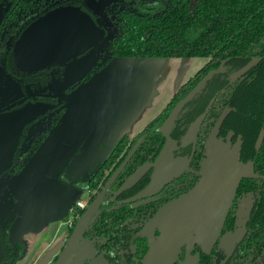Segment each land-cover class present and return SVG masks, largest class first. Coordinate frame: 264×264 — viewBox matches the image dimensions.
I'll return each mask as SVG.
<instances>
[{"label": "flooded vegetation", "instance_id": "flooded-vegetation-1", "mask_svg": "<svg viewBox=\"0 0 264 264\" xmlns=\"http://www.w3.org/2000/svg\"><path fill=\"white\" fill-rule=\"evenodd\" d=\"M99 1L101 11L95 7ZM142 1L161 7L169 0H0V12H4L0 21V68L12 74V79L21 87L19 95H12L14 97L4 103L0 98V111L19 108L27 102L48 106L44 114L26 127L18 149L36 152L47 136L41 132L60 123L68 96L110 61L123 57L111 56V43L123 32L124 14L131 11L138 17L146 14ZM190 4L192 10L196 0ZM64 6L80 7L105 29V38L113 28L107 42L108 56H88L95 48L92 47L65 65L31 72L20 69L14 47L22 32L34 21ZM229 50L234 51L154 57L187 59L192 65L191 72L136 132H126L116 141H99L94 152L90 151L87 139L78 144L68 164L62 166L54 178L81 193L86 204L76 210L71 225L66 220L81 199L71 201L61 213L62 244L50 264L57 263L81 216L95 202L97 208L83 230L81 250H85L87 256L82 264H264V54L249 50L248 56H240ZM202 81V90L182 103L183 97ZM166 117L170 118L165 123ZM38 122L40 129L29 136V127ZM194 125L195 133L190 135ZM214 138L236 147L239 153L241 149L239 162L248 166L223 226L212 240L210 250L201 241L190 240L181 245L172 259L168 257L165 261L164 255L157 254L152 263L149 262L154 254L152 245L162 236L157 225L158 214L194 188L202 177ZM169 143L172 168L161 177V158ZM18 149L14 161L20 153ZM13 164L6 172L10 176L21 170H14ZM245 197L251 198L249 212L241 224L240 237L229 249L240 226L239 208ZM12 198L10 195L8 199ZM17 216L18 213L14 219L4 218L9 225L0 227V235L5 237V246L8 244L7 250L11 252L8 261L16 254L22 255L25 249L22 242L9 238ZM56 228L54 223H48L44 236L53 238ZM7 234L14 245L7 240ZM5 256L4 251L3 260ZM15 260L18 262L19 256Z\"/></svg>", "mask_w": 264, "mask_h": 264}, {"label": "water", "instance_id": "water-1", "mask_svg": "<svg viewBox=\"0 0 264 264\" xmlns=\"http://www.w3.org/2000/svg\"><path fill=\"white\" fill-rule=\"evenodd\" d=\"M3 14L4 12L1 11L0 21ZM103 40H105V29L98 25L87 13H85L80 7L64 6L39 18L31 25H28L15 43V61L20 69L30 72L54 65H65L68 60L77 58L79 54L84 53L92 47H97ZM120 58L127 60H139L143 58L145 61L162 59L154 57ZM113 60L81 86L90 83L91 80L109 68ZM151 70L152 68L145 69L143 75L144 83L150 75ZM8 76L12 78L10 75ZM141 92L139 98L144 99L146 91L142 90ZM75 99L76 91L68 96L66 111L60 123L51 130L49 136L41 144L39 149L29 158L20 172L28 169L34 170L36 167L41 168V166H44L43 164L47 161L51 150L54 149L59 136L63 134V131L67 129L69 125H71V121L76 118V113L82 109L76 104ZM47 110L48 106L44 103L27 102L19 108L0 111V223H3L4 218L14 219L15 214H19V216L15 218L10 230L11 240L13 231L15 230V224L17 225L23 218H21L20 214H23L24 206L21 196L15 194V191L13 190L12 176L8 175L6 172L13 164L15 152L20 145L24 130L31 124V122L44 114ZM89 112L90 115L88 117L99 118L90 131L89 139L92 141L94 136L97 137L98 135L104 134L108 123L105 122L104 116L101 114H91V111ZM29 128L31 130V127ZM125 133L126 131H119V137L117 136V139ZM117 139L115 138L113 141H116ZM217 148L218 147L210 149L213 151L211 157L212 164H210V166L207 163L203 165L202 177L196 183L194 188L187 193L188 195L185 194L178 198L176 200L178 202H174L171 208L167 209L165 213H162L160 216L166 223L164 228L169 229L168 231L166 230L169 236L166 235L164 239L168 240L169 244L172 243V246L178 243L177 251H175L174 255L177 254L183 243L190 240L199 241L200 233L203 231L202 225L200 224L201 222H197L196 220L197 214L193 216L188 215L187 217L182 216V214L180 215L182 211L181 209L186 205L184 202L188 198L186 196H189L191 192H195L198 189L204 191L200 200L199 211L201 212L203 207H210L207 214L205 232H208V224H217L216 231L219 232L226 213L232 203L237 185L242 178V175L245 174L244 172L236 173L232 170L233 166L236 167L237 161L235 162L230 159L228 164L220 162L222 158L220 155H217ZM69 151H71V149ZM237 156L239 163V151L237 152ZM56 175L57 173H54L53 177ZM226 185L227 192L229 190L232 196H229L222 209L220 208L221 204L219 200L214 201V197L217 192H220V189L224 188ZM10 195L13 196L12 200L8 199ZM14 196L17 197L18 201L14 202ZM96 208L97 202L93 203L81 216L73 235L69 239L67 247L56 264H73L75 257L82 247L81 241L83 240L84 227L87 225L88 220ZM219 209L222 211L217 214ZM220 215L221 218H219ZM174 234L175 236L173 237ZM172 246L169 245V249H172ZM24 255L25 250L20 260ZM3 257L4 250L0 235V263L3 260Z\"/></svg>", "mask_w": 264, "mask_h": 264}, {"label": "crops", "instance_id": "crops-1", "mask_svg": "<svg viewBox=\"0 0 264 264\" xmlns=\"http://www.w3.org/2000/svg\"><path fill=\"white\" fill-rule=\"evenodd\" d=\"M194 63L197 64L198 61ZM189 64L190 62L187 59L162 58L145 61L143 58L139 60L117 58L113 60L109 68L91 80L90 83L76 90L75 102L82 109L79 108L76 118L59 136L54 149L51 150L47 161L43 164L44 166H41V168L36 167L34 170L21 171L11 177L13 178V190L15 194L21 196L24 206V212L20 214L21 218L24 219L22 218L19 223L17 222V225L15 224L12 236V240L20 241L25 246V255L16 264H50L54 255L58 252L62 244L59 225L61 213L67 209L71 201L84 199V197L78 191L58 182L53 175L62 166L68 164L78 144L87 139L89 148H91L90 151L94 152L92 150H97L96 145L99 141H113L115 138L117 139V136L119 137V131L134 133L142 128L159 108L155 107L137 122L128 120L133 109L143 102L139 95L144 90L143 75L145 69L152 68L149 78L160 76L162 81L169 83V88H166V93L161 102L163 103L188 77L191 72ZM188 67L190 71L185 72ZM89 111H91V114H101L104 116L105 122L108 123L104 134L94 136L92 141L89 139L90 131L99 118L88 117L90 115ZM212 141L208 158L212 157L213 151L210 149L215 145V147H218L216 149L217 155L222 158L220 162L228 164L232 159L235 162L237 161V165L239 164L236 147L216 138ZM170 148L171 144L169 143L162 154L161 177H163L166 170L172 168V162L169 159ZM70 149L71 151H69ZM89 154L86 153V155ZM16 201L18 199L14 196V202ZM174 202L178 201L175 200L166 205L158 214L157 225L162 231V236L159 241L154 242L152 245L153 257L162 254L165 261L169 260L168 257L171 259L174 257L178 243L172 246V243L169 244V241L164 239L166 235L169 236L167 232L169 229L164 228L166 223L160 216L164 210L170 209ZM50 222L57 226L53 238L44 236V229ZM169 245L172 246V249H169Z\"/></svg>", "mask_w": 264, "mask_h": 264}, {"label": "trees", "instance_id": "trees-1", "mask_svg": "<svg viewBox=\"0 0 264 264\" xmlns=\"http://www.w3.org/2000/svg\"><path fill=\"white\" fill-rule=\"evenodd\" d=\"M191 1L169 0L161 7L142 1L141 7L146 13L143 17H138L132 11L122 16L123 32L111 43V56H195L217 54L227 49H234L229 51L240 56H248L249 50L264 54V0H196L192 10ZM203 86L204 82H199L183 97L182 103L191 100ZM169 118H165V123ZM175 123L174 119L172 125ZM54 127L43 130L41 134H47V138ZM18 150L20 153L12 167L16 171L22 169L35 153L20 148ZM7 221L8 219L3 220L0 227L6 224L8 227ZM8 237L7 234V240L14 245ZM1 239L6 254L1 264H14L17 262L15 259L18 256L21 258L23 253L16 254L14 259L8 261L11 252L7 250L8 244L5 246L3 234Z\"/></svg>", "mask_w": 264, "mask_h": 264}, {"label": "rangeland", "instance_id": "rangeland-1", "mask_svg": "<svg viewBox=\"0 0 264 264\" xmlns=\"http://www.w3.org/2000/svg\"><path fill=\"white\" fill-rule=\"evenodd\" d=\"M105 1L106 0H102V2H105ZM99 6H102L100 1L96 2V4H95L97 11L102 10V8H100ZM112 32H113V28L111 27L110 32H109L108 36L105 38V40L102 41L97 47L93 48L87 55L92 56V57H95L96 55H99L102 57H107L109 54L108 49H107V42H108L109 36L112 34ZM190 66L192 69V65H190ZM73 67L71 69H73ZM189 71H190L189 67L185 69V72H189ZM3 72L4 71L1 70V68H0V98H1V103H4V101L9 100V97L11 98V97L17 96L21 93V87H20L19 83L14 81L12 78H10L7 74H5ZM71 80L72 79L70 78V81ZM166 88H169V83L162 81L160 76L157 78H156V76L154 78L148 77L146 82L144 83V90L146 91L145 92L146 93L145 98L143 99V102L141 104H139L137 107H135L133 109V111L131 112V114L128 117V120H130L132 122H137L145 114L151 112L155 107L156 108L160 107L162 104L161 102H162L163 96L166 93ZM12 95H14V96H12ZM40 127H41V124H40V122H38L36 125H34L31 128L29 136L33 132L38 131L40 129ZM195 130H196V126L194 125L190 128L189 134L193 135L195 133ZM209 145H210V143H209ZM212 148H215V145H213ZM206 163L209 166H210V164H212L211 157L206 160ZM232 168H233L232 170L234 172L242 173V172H245L247 170L248 166H247V164L240 161L239 164L236 165V167L233 166ZM243 175H246V174H243ZM203 193H204L203 190L198 189L195 192H191V194L189 196H186V197H188L187 200L184 201L186 205L181 209L182 211L180 210L181 211L180 215L182 214V216L187 217L188 215L193 216V215L197 214L196 220H197V222H201L200 224L202 225V228H203V231L200 233L199 241L202 242V244L204 245V247H206L207 250H210V248H211L210 244L212 243V240L217 237L218 232L216 231L217 230V224H214V225L208 224V232L207 231L205 232V227H206V223H207V214H208L210 207H206V208L203 207L202 211L201 212L199 211L200 200L203 196ZM229 196H232V194L229 190L227 192V185H226L224 188L220 189V192L219 191L217 192L216 196L214 197V201L219 200V202L221 204L220 208L223 209L225 204H226L227 199L229 198ZM207 199H208V197H207ZM250 201H251L250 197H245L242 200V203H241L240 208H239V224H240V226L237 228L236 232L234 233V238H233L232 244L230 245L229 249H231L233 242L240 237L241 224L244 220V216L249 212L248 209L250 206ZM188 204H190V205H188ZM165 211L166 210H164V212H162V213H165ZM221 211L222 210L219 209L217 211L218 212L217 214H219V212H221ZM189 213H193V214H189ZM221 215L219 216V218H221ZM179 216H177V217H179ZM83 246H85V244H83ZM153 255L154 254H152L150 256L151 261H149V262H151V263H152ZM86 256H87L86 251L83 249L80 250L78 252L77 256L75 257L73 264H82L83 260ZM40 264H42V263H40Z\"/></svg>", "mask_w": 264, "mask_h": 264}, {"label": "built area", "instance_id": "built-area-1", "mask_svg": "<svg viewBox=\"0 0 264 264\" xmlns=\"http://www.w3.org/2000/svg\"><path fill=\"white\" fill-rule=\"evenodd\" d=\"M85 204H86L85 201L82 200V199L81 200H78L75 203V207H73L71 209V215H70V217H68L67 220H66L67 224L71 225V223H72V216L74 215V213L76 212L77 209L84 208L85 207Z\"/></svg>", "mask_w": 264, "mask_h": 264}]
</instances>
